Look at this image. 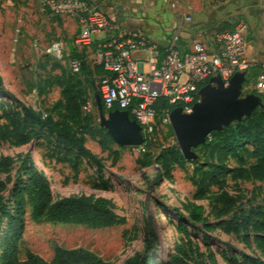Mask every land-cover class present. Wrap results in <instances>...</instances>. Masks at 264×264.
<instances>
[{"label": "rangeland", "instance_id": "rangeland-1", "mask_svg": "<svg viewBox=\"0 0 264 264\" xmlns=\"http://www.w3.org/2000/svg\"><path fill=\"white\" fill-rule=\"evenodd\" d=\"M172 2L165 0V6L157 11L151 9L149 16L163 18L166 12L176 8L172 7ZM186 16L180 13L178 21L181 22ZM240 19L243 18L237 20ZM77 33L78 23L74 17L54 15L42 9L37 0H0V133L12 132L10 114L17 112L22 115L20 104L11 95L32 107L41 118L51 117L61 121V113L55 108L61 99V87L53 82L73 74L69 67L70 51L65 46L63 58L55 59L46 53V48L52 41L63 44L67 40L74 41ZM73 46L78 49L74 43ZM77 51L86 57L85 48ZM98 84L99 77H96L93 87L83 82L86 102L90 104V109L83 110V115L92 119V127L104 128L107 132L100 119V114L105 117L107 112L102 107ZM253 91L254 86L240 92L238 98L242 99ZM169 128L170 125L159 127L151 137L154 144L150 148L144 145L119 146L111 137L107 139L97 133H86L84 145L99 159L100 168L75 148L58 141L47 127L36 123H29L23 131L29 132V139L25 143H18L14 138L0 140V157L16 159L24 154L31 156L38 169L49 179L53 198L71 195H83L90 199L104 197L114 205L115 212L125 219L123 224L106 227L62 223L34 218L31 207L27 205L23 216L20 258L29 249L50 259L54 247L60 246L86 248L108 264H123L128 257L144 252L146 234L153 231L157 240L149 252V264H160L167 253L177 251L179 243L185 238L180 231L181 225L189 230V239L202 257L212 255L216 264H228L225 256L235 255L239 251L251 254L253 248L245 246L235 235L211 229L206 231L204 239L200 224L186 225L175 214L179 211L187 216V207L201 205L207 221L216 219L215 206L206 198L194 197L196 186L191 178L194 167L202 160L186 159L183 164L173 167L168 179L160 172L157 175L160 165L155 160L156 155L164 147L177 145L174 134H168ZM102 141L107 143L104 149ZM114 151L117 152L116 160ZM146 151L152 153L151 163L141 167L136 159L143 158ZM227 163L232 165L231 160ZM17 166L16 161L0 173V197L10 211ZM225 189L231 194L243 193L254 203H264L263 182L233 180L227 175ZM209 191L214 193L218 189L210 186ZM243 207H248L244 201ZM7 232L8 218L0 214V250ZM190 260H194L193 255Z\"/></svg>", "mask_w": 264, "mask_h": 264}, {"label": "trees", "instance_id": "trees-1", "mask_svg": "<svg viewBox=\"0 0 264 264\" xmlns=\"http://www.w3.org/2000/svg\"><path fill=\"white\" fill-rule=\"evenodd\" d=\"M69 51L70 58L79 60L80 68L78 72L65 75L53 82L61 87V99L55 105L61 113V121L53 120L51 117L41 118L32 107L24 105L10 94L13 100L20 104L22 115L17 112L10 114L13 130L1 132L0 140L14 138L18 143H25L29 139V132L23 131L29 123H36L47 127L58 141L75 148L100 168L99 159L84 145L85 134L97 133L107 139H110V136L104 128L92 127V119L83 115L82 107L86 103V97L82 85L86 81L93 87L96 77L100 80L106 71L101 64H94L91 67L83 54L74 48H70ZM1 87L0 77V89ZM102 107L106 112L112 110L105 109L103 104ZM154 108L159 112L163 108H173V105L168 104L166 98L159 97ZM128 114L133 119V116ZM168 134H172L170 128ZM153 144L150 138L145 141L144 146L150 148ZM246 145H250V148ZM101 146L103 149L106 148V141H102ZM194 152L197 157L193 161L202 160L194 167L191 178L196 186L194 197L208 199L215 206L216 219L213 222L207 221L201 205L187 207V216L179 211L175 214L186 225L200 224L204 239L206 231L219 229L225 234L235 235L245 246L253 248L251 254L239 251L235 255L225 256L228 264H264V205H253L243 193L231 194L225 189L227 175L233 180H264V98L261 106L255 107L240 121H234L220 130L210 132L205 143L196 147ZM113 153L116 160L117 152ZM230 156L235 158L238 166L227 165ZM151 157L152 153L146 151L143 158L136 159V163L141 167L148 166ZM155 160L160 165L157 175L162 173L164 178L168 179L173 167L183 164L186 159L174 144L160 150ZM16 161L18 162L17 177L12 187L11 211L2 203L0 197V214L8 218V232L1 244L0 264H108L86 248L60 246L54 247L50 259H45L29 249H26L24 257L20 258L23 216L27 205L31 207L34 218L62 223L106 227L123 224L125 219L115 212L114 205L104 197L90 199L83 195H71L53 198L49 179L38 169L29 154L17 156L16 159L10 156L0 157V173L6 171ZM1 186L2 182L0 188ZM210 186L216 187L218 191L210 193ZM243 201L248 205L247 208L243 207ZM180 231L185 238L179 243L177 251L167 253L160 264H216L212 255L203 258L197 247L192 245L189 230L185 225H181ZM156 240L157 235L153 231H148L144 252L128 257L123 264H149L151 260L149 252L153 249ZM191 255L194 256L193 261L190 260Z\"/></svg>", "mask_w": 264, "mask_h": 264}, {"label": "built area", "instance_id": "built-area-1", "mask_svg": "<svg viewBox=\"0 0 264 264\" xmlns=\"http://www.w3.org/2000/svg\"><path fill=\"white\" fill-rule=\"evenodd\" d=\"M40 7L57 16H71L77 20L78 33L74 38L77 47L87 46L91 37L105 30L109 23L97 5H89L85 0H37ZM174 6V5H173ZM191 22V17H184ZM247 23L240 19L231 28H215L212 36L215 49H208L202 39H193L187 50L179 48L178 27L170 34L165 45V54L158 61L153 55L147 62V69L140 71L132 58L135 49H151L152 45L144 33L137 30H122L117 39L103 45L98 63L106 71L101 76L98 91L105 109L126 110L137 122L144 143L159 127L169 126L172 109L179 107L182 113H190L195 103L201 100L200 86L217 75L224 86L238 72L249 68L246 59ZM65 46L60 41H52L46 53L55 59H62ZM72 72H78L80 62L69 59ZM254 94L264 98V61L260 64L254 83ZM159 97L166 98L173 108L156 111L154 105ZM86 102L82 110L88 111ZM139 145L141 147L144 145Z\"/></svg>", "mask_w": 264, "mask_h": 264}, {"label": "crops", "instance_id": "crops-1", "mask_svg": "<svg viewBox=\"0 0 264 264\" xmlns=\"http://www.w3.org/2000/svg\"><path fill=\"white\" fill-rule=\"evenodd\" d=\"M85 1L89 5H97L109 23L107 29L92 35L89 45L83 46L85 48L86 61L91 62H89L91 67L94 64H99V53L103 49V45L114 39L121 41L118 35L122 30L141 31L152 45L151 49H135L131 53L139 70L145 71L148 66L147 62L153 55L156 56L158 61L163 58L170 32L172 33L177 27L180 31L178 44L181 50H187L190 42L198 38L204 41L208 49L213 50L215 49V42L212 36L213 30L220 27L231 28L238 18H243L242 20L248 26L245 56L249 61V68L245 71L237 72V75H242L240 92L243 93L254 86L260 64L264 61V0H172V7L174 5L176 8H173L171 12H166L163 18L149 16V14L151 9L154 8L157 11L165 6V0ZM180 13L183 16L189 15L191 22H185L184 18L183 20L180 19L181 22H179L178 15ZM64 46L68 50L70 48L75 49L73 41L67 40ZM80 48L82 49V47H78L75 50H80ZM92 59L93 61H91ZM218 78L217 75L212 76L200 86L199 92L205 85L218 87ZM246 146L250 148V145ZM228 160L232 161V165L227 163L229 167L238 166L232 156ZM253 181L263 182L264 188V180ZM252 204L264 205V203L260 202L254 203L253 200Z\"/></svg>", "mask_w": 264, "mask_h": 264}, {"label": "water", "instance_id": "water-1", "mask_svg": "<svg viewBox=\"0 0 264 264\" xmlns=\"http://www.w3.org/2000/svg\"><path fill=\"white\" fill-rule=\"evenodd\" d=\"M241 80L242 75L236 73L224 86L218 78V87L205 85L201 88V100L194 104L190 113H182L179 107L172 109L170 128L184 159H196L194 149L205 143L210 132L240 121L255 107L262 105L254 93L238 98ZM100 119L117 145L134 147L144 143L137 122L130 118L126 110L112 109L105 117L101 113Z\"/></svg>", "mask_w": 264, "mask_h": 264}]
</instances>
